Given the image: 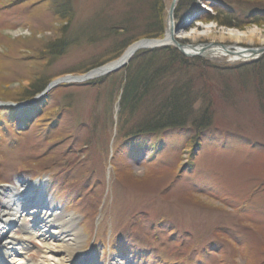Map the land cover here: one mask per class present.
I'll use <instances>...</instances> for the list:
<instances>
[{
  "label": "rangeland",
  "instance_id": "obj_1",
  "mask_svg": "<svg viewBox=\"0 0 264 264\" xmlns=\"http://www.w3.org/2000/svg\"><path fill=\"white\" fill-rule=\"evenodd\" d=\"M215 47L227 55L184 50ZM236 47L264 53V0H0V209L46 191L77 220L79 264H264V56ZM165 48L188 58L181 69ZM149 66L125 125L119 92ZM170 97L186 127L139 121ZM204 114L212 126L192 131Z\"/></svg>",
  "mask_w": 264,
  "mask_h": 264
},
{
  "label": "bare ground",
  "instance_id": "obj_2",
  "mask_svg": "<svg viewBox=\"0 0 264 264\" xmlns=\"http://www.w3.org/2000/svg\"><path fill=\"white\" fill-rule=\"evenodd\" d=\"M169 29V33L172 34L171 29H173V27ZM253 35L254 34H251V38ZM232 37L236 42L240 41V38L233 34ZM170 38V35L166 36L165 41ZM186 49L187 48L184 50L187 54L201 52L204 56L218 55L223 57L227 55V49H221L220 47H215L211 50ZM231 54L235 55V59L238 60H253L264 56V53L243 50L238 47L234 48ZM127 59L126 57L125 61ZM120 62L121 61L113 64L111 69ZM105 69L107 68H103L101 71L96 70L86 77L67 78L65 81L82 82L86 81L87 78L100 77L104 74ZM28 194L29 192L26 193V195ZM45 194L46 191H40L39 193L37 192L34 199L22 203L19 200H14L0 209V264H27V256L31 254L28 247L32 242H40L39 244L42 248L40 255L36 254L38 258L36 264H79L80 258L83 257L81 249L84 238L81 231L77 229V220L72 215L66 216L59 213L57 209H55V205L49 201V199H46L47 197ZM27 198L25 200H27ZM20 199H24V195H21ZM29 209L30 211L26 216L24 212ZM27 219L28 221L29 219L31 220V224L37 222L35 226L40 227L42 230L35 231L29 228L30 225L28 226V224H26ZM18 231L22 233L21 236L17 235ZM4 258L7 259V261H5ZM90 259L91 258H86L88 261V263L85 261L86 264L93 263Z\"/></svg>",
  "mask_w": 264,
  "mask_h": 264
},
{
  "label": "trees",
  "instance_id": "obj_3",
  "mask_svg": "<svg viewBox=\"0 0 264 264\" xmlns=\"http://www.w3.org/2000/svg\"><path fill=\"white\" fill-rule=\"evenodd\" d=\"M219 13H216V17H214L212 20H210L211 22H217L225 27L228 28H233L231 25V23L229 21L234 22L233 17L227 16L226 15H218ZM166 19V16H165ZM256 25L260 24L263 25L261 22H255ZM254 23V24H255ZM237 28V27H234ZM243 26H238V29H242ZM148 32V31H147ZM159 34L162 35V32ZM160 35H157L156 33H146L144 35V38H157ZM162 52V53H161ZM159 51V50H150L148 52H141L138 56L139 58H143L146 56V54H151V56L149 58H153L158 54H166L165 56L168 58L169 63L171 64V69L173 71H177L178 69H181V67L179 66L180 63L185 64L184 61L187 60L188 58H186L183 54H181L179 51H177L176 49H171V48H165L163 49V51ZM153 56V57H152ZM196 60V59H194ZM199 61V60H197ZM201 64V63H199ZM255 66H257V68L260 66H264V59L257 64H254ZM184 66V65H183ZM150 67V66H149ZM155 66H153L152 68L154 69ZM253 67V66H252ZM255 68V69H257ZM258 68V69H259ZM150 68H147V70H145L144 72L141 70V72L139 73V69H136L135 73H133L131 79V81H129L128 83H125L123 85V88L121 89V91L119 92L121 94V106H122V118H123V123L125 125H129L131 123L130 119L125 120L127 117H123V115L125 113H138V114H142V112L138 109V106H141V101H142V97L145 98V93L149 92L150 89H152L154 86V82L152 80H150L149 78H144L146 76V72H148ZM254 69V68H253ZM257 69V70H258ZM141 73H145V76H143V78L140 76ZM151 75V73H150ZM148 75V76H150ZM152 81V82H151ZM157 82V81H156ZM152 85V86H151ZM36 86V85H35ZM36 87H39L38 84ZM35 89V88H33ZM186 103H181L175 99H173V97H170V99H168L166 102H163V105L157 109L156 111H154L157 114V119L155 118H151L148 119L146 118V113L145 116H143L144 118H139L142 119L145 123L146 126H148L150 129L153 127L155 129H166V128H175V129H182L187 125L186 123V118L184 116V118L181 117V115H184L182 113V109L183 106ZM187 105V104H186ZM189 106V105H188ZM141 112V113H139ZM144 113V112H143ZM121 119V118H120ZM137 121V124H140V122ZM212 118L209 115H203V118L198 121L196 124H194L193 126L191 125L190 127H193L192 131H194V129L199 133L203 134L206 133L207 130L209 129L210 126H212ZM133 124V123H131ZM145 126V125H144ZM135 126L132 125V128L134 129ZM136 128H138L139 130H142L141 127H138V125H136ZM142 128H147V127H143ZM190 130V129H189ZM192 131H188L190 133V136L192 135ZM199 133V134H200ZM193 140H191L192 142Z\"/></svg>",
  "mask_w": 264,
  "mask_h": 264
},
{
  "label": "water",
  "instance_id": "obj_4",
  "mask_svg": "<svg viewBox=\"0 0 264 264\" xmlns=\"http://www.w3.org/2000/svg\"><path fill=\"white\" fill-rule=\"evenodd\" d=\"M60 82H62V81H60ZM60 82H58V83H60ZM55 85V84H54Z\"/></svg>",
  "mask_w": 264,
  "mask_h": 264
}]
</instances>
